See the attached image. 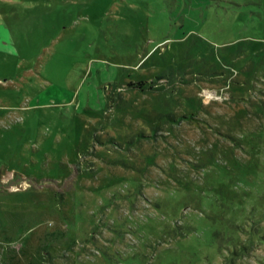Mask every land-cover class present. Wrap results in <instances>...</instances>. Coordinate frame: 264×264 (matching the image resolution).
Instances as JSON below:
<instances>
[{
  "label": "rangeland",
  "instance_id": "obj_1",
  "mask_svg": "<svg viewBox=\"0 0 264 264\" xmlns=\"http://www.w3.org/2000/svg\"><path fill=\"white\" fill-rule=\"evenodd\" d=\"M0 23V264H264V0H0Z\"/></svg>",
  "mask_w": 264,
  "mask_h": 264
},
{
  "label": "crops",
  "instance_id": "obj_2",
  "mask_svg": "<svg viewBox=\"0 0 264 264\" xmlns=\"http://www.w3.org/2000/svg\"><path fill=\"white\" fill-rule=\"evenodd\" d=\"M0 52L6 53L7 55H13V53L16 52L15 46L13 45V42L10 37V30L6 27V25H2V23H0ZM47 94L50 97L54 96L52 93ZM44 97L40 96L38 100H44ZM9 172L10 174H5L1 177V182L4 184H8L10 188L14 183L11 181L13 178L12 172ZM11 191L15 192V189Z\"/></svg>",
  "mask_w": 264,
  "mask_h": 264
},
{
  "label": "trees",
  "instance_id": "obj_3",
  "mask_svg": "<svg viewBox=\"0 0 264 264\" xmlns=\"http://www.w3.org/2000/svg\"><path fill=\"white\" fill-rule=\"evenodd\" d=\"M131 84L134 85L135 87L139 86L142 88L144 86L145 82L140 80V81H137V82L131 83Z\"/></svg>",
  "mask_w": 264,
  "mask_h": 264
},
{
  "label": "bare ground",
  "instance_id": "obj_4",
  "mask_svg": "<svg viewBox=\"0 0 264 264\" xmlns=\"http://www.w3.org/2000/svg\"><path fill=\"white\" fill-rule=\"evenodd\" d=\"M213 95V94H212Z\"/></svg>",
  "mask_w": 264,
  "mask_h": 264
}]
</instances>
